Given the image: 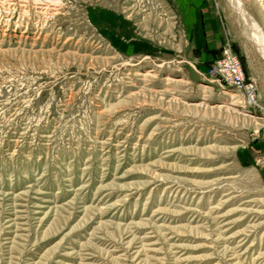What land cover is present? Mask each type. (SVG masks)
Instances as JSON below:
<instances>
[{
    "label": "rangeland",
    "instance_id": "obj_1",
    "mask_svg": "<svg viewBox=\"0 0 264 264\" xmlns=\"http://www.w3.org/2000/svg\"><path fill=\"white\" fill-rule=\"evenodd\" d=\"M240 1L254 29L232 0H0V264H264V0Z\"/></svg>",
    "mask_w": 264,
    "mask_h": 264
},
{
    "label": "built area",
    "instance_id": "obj_2",
    "mask_svg": "<svg viewBox=\"0 0 264 264\" xmlns=\"http://www.w3.org/2000/svg\"><path fill=\"white\" fill-rule=\"evenodd\" d=\"M212 72L225 86H239V93L244 94L250 104L255 102L254 90L245 87L239 59L230 49L224 51L222 58L214 64Z\"/></svg>",
    "mask_w": 264,
    "mask_h": 264
},
{
    "label": "bare ground",
    "instance_id": "obj_3",
    "mask_svg": "<svg viewBox=\"0 0 264 264\" xmlns=\"http://www.w3.org/2000/svg\"><path fill=\"white\" fill-rule=\"evenodd\" d=\"M233 3L235 4V8L239 11V13L241 14V16L243 17L245 23L250 26L251 28H253V26L255 25L253 20L250 18L249 15H247V13L245 12L243 5L241 3L240 0H232ZM256 27V26H254ZM254 29V28H253ZM258 30V29H257ZM236 87L239 90V86H233Z\"/></svg>",
    "mask_w": 264,
    "mask_h": 264
},
{
    "label": "crops",
    "instance_id": "obj_4",
    "mask_svg": "<svg viewBox=\"0 0 264 264\" xmlns=\"http://www.w3.org/2000/svg\"><path fill=\"white\" fill-rule=\"evenodd\" d=\"M215 48H218V47H215Z\"/></svg>",
    "mask_w": 264,
    "mask_h": 264
}]
</instances>
